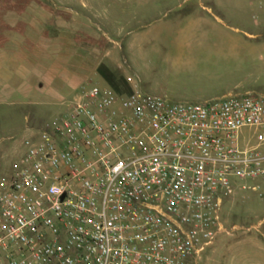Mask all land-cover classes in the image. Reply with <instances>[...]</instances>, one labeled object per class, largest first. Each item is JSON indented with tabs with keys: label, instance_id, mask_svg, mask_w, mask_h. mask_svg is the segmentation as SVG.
Segmentation results:
<instances>
[{
	"label": "built area",
	"instance_id": "obj_1",
	"mask_svg": "<svg viewBox=\"0 0 264 264\" xmlns=\"http://www.w3.org/2000/svg\"><path fill=\"white\" fill-rule=\"evenodd\" d=\"M22 146L0 167V264H199L223 198L264 179V95L93 85Z\"/></svg>",
	"mask_w": 264,
	"mask_h": 264
},
{
	"label": "rangeland",
	"instance_id": "obj_2",
	"mask_svg": "<svg viewBox=\"0 0 264 264\" xmlns=\"http://www.w3.org/2000/svg\"><path fill=\"white\" fill-rule=\"evenodd\" d=\"M29 2L1 0L0 9L10 10L12 5L24 9ZM39 2L54 14L62 12V4L77 12L85 28L95 34L101 54L105 47L112 51L119 72L106 69L122 92H128L129 86L172 102L192 103L229 95H264V0ZM106 83L95 76L89 84ZM18 85L22 82L4 81L6 90L0 92L3 172L20 164L22 143L32 130L62 116L74 96L67 89L63 99L50 94L30 99L18 92L9 96L8 88ZM248 130L241 131V139L247 140ZM220 215L225 230L199 264H264V179L238 181L234 193L223 198Z\"/></svg>",
	"mask_w": 264,
	"mask_h": 264
},
{
	"label": "crops",
	"instance_id": "obj_3",
	"mask_svg": "<svg viewBox=\"0 0 264 264\" xmlns=\"http://www.w3.org/2000/svg\"><path fill=\"white\" fill-rule=\"evenodd\" d=\"M62 6L59 14L39 0H30L24 9L16 5L10 10L0 9L1 93L6 90L4 81L17 80L22 85L9 87V96L18 92L30 99L49 94L63 99L64 89L76 96L95 76L106 83L101 66L118 71L112 51L105 47L101 54L95 34L85 28L72 7ZM209 100L212 98L204 101Z\"/></svg>",
	"mask_w": 264,
	"mask_h": 264
},
{
	"label": "trees",
	"instance_id": "obj_4",
	"mask_svg": "<svg viewBox=\"0 0 264 264\" xmlns=\"http://www.w3.org/2000/svg\"><path fill=\"white\" fill-rule=\"evenodd\" d=\"M99 71L101 73V75L104 77V79L107 81V83L113 87L116 91L118 92H122L119 89V82L116 81V79L114 78V75L110 73V71H108L106 68H104L103 66H101L99 68ZM131 91V88L128 86V92Z\"/></svg>",
	"mask_w": 264,
	"mask_h": 264
}]
</instances>
